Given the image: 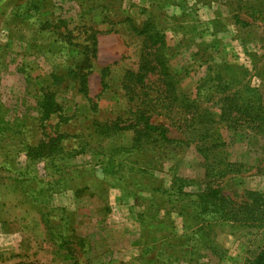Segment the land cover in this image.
Returning <instances> with one entry per match:
<instances>
[{"label":"rangeland","instance_id":"obj_1","mask_svg":"<svg viewBox=\"0 0 264 264\" xmlns=\"http://www.w3.org/2000/svg\"><path fill=\"white\" fill-rule=\"evenodd\" d=\"M126 19L162 30L182 93L210 86L217 115L228 94L256 107L206 141L228 165L209 184L237 204L264 194V0H0V264H255L264 228L199 217L193 143L137 148L96 126L127 109L120 82L142 39ZM43 93L58 115L41 119ZM62 132L79 138L26 149Z\"/></svg>","mask_w":264,"mask_h":264},{"label":"trees","instance_id":"obj_2","mask_svg":"<svg viewBox=\"0 0 264 264\" xmlns=\"http://www.w3.org/2000/svg\"><path fill=\"white\" fill-rule=\"evenodd\" d=\"M124 21H129L132 33L142 39L136 69L126 71L120 82L121 91L126 97L127 109L124 114L116 116L113 120L95 123L96 126L102 133L111 130L131 133L132 144L135 146L134 143H136L137 148L149 145L150 140L151 143L160 146L188 141L193 143L196 151L205 159L206 181L200 183L204 187L203 203L198 205L200 208L198 215L201 220L264 228V194H254L251 202L237 204L225 197L220 188L212 187L209 184L211 176L224 174L228 171V165H225L221 155L214 153L213 146H206V141L212 138L218 123L236 118L231 115L232 110L238 107V110L245 111L244 117L249 118V122H255L259 119L256 107L246 104L245 101L249 99L241 94H228L220 100L224 107L217 115L207 107L208 103L213 101V94L209 93L210 86L207 89V95L206 92L199 93L198 90L193 97L182 93L177 87L180 82L179 78L172 74L168 67L167 46L162 30L150 20L139 27L129 19ZM224 84L223 88L226 89L229 81L225 80ZM80 90L86 95L85 89ZM59 108L60 106L53 100L52 95L43 93L40 99L41 119H47L52 114L58 115ZM155 117L166 119L181 137L169 136L171 133L169 128L164 124L154 123L153 118ZM1 122L9 123L3 118ZM24 124L25 121H16L15 128ZM11 130L12 128H8V131ZM76 138L79 136L64 132L55 133V136L49 137L45 143L40 140L37 146L27 145L26 149L38 150L40 157L49 156L50 152L46 153V150L51 151L54 141ZM220 166L224 167L220 169ZM263 262L264 251L256 257L255 264H263Z\"/></svg>","mask_w":264,"mask_h":264}]
</instances>
